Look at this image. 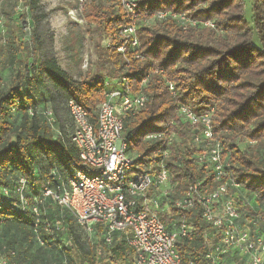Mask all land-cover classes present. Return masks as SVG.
<instances>
[{"label": "trees", "instance_id": "obj_1", "mask_svg": "<svg viewBox=\"0 0 264 264\" xmlns=\"http://www.w3.org/2000/svg\"><path fill=\"white\" fill-rule=\"evenodd\" d=\"M23 1L30 11L38 2ZM81 6L85 19L109 43L98 51L94 69L81 77L42 53L38 36L31 50L17 36L8 40V81L4 84L0 76V243L13 249L10 262L15 264H135L129 232L114 233L106 243L97 225L90 237L66 207L43 196V189L61 192L73 167H81L79 150L71 141L67 100L75 99L95 121L112 84L125 78L123 86L135 94L145 79L144 107L122 114L127 149L137 156L134 170L155 171L163 160L171 186L163 200L167 210L158 216L164 223L183 219L192 226V237L176 243L183 264H210L205 238L214 228L198 207L173 206L189 185L200 182L199 190L207 192L217 184L207 165L197 160L204 148L194 143L197 131L179 107L185 104L198 115L209 114L213 135L239 184L234 198L241 215L259 214L264 226V0H252L251 23L244 18V0H138L134 18L115 0ZM158 11L184 13L198 23L182 29L170 17L149 21ZM132 19L138 25V45L118 52L116 46L126 40L120 30ZM208 20L213 27L201 24ZM48 110L53 124L45 116ZM148 133L158 137L147 139ZM20 177L26 181L25 204L15 191ZM35 244L39 248L33 250ZM43 248L51 251V259Z\"/></svg>", "mask_w": 264, "mask_h": 264}, {"label": "built area", "instance_id": "obj_2", "mask_svg": "<svg viewBox=\"0 0 264 264\" xmlns=\"http://www.w3.org/2000/svg\"><path fill=\"white\" fill-rule=\"evenodd\" d=\"M73 1L82 5L91 0ZM115 2L125 13L133 18L136 16L138 0ZM167 17L174 19L182 29L198 23L184 13L172 11H158L149 21ZM201 24L214 26L209 20ZM137 28L135 19L122 27L120 34L126 40L116 46L118 52L124 53L128 45L131 48L138 45ZM122 80V84H112L105 94L95 121L75 99L67 100L66 108L72 122L71 141L79 150L81 167H73V174L61 192L55 193L44 187L43 196H50L58 205L66 207L76 224L90 237L97 225L103 229L106 243L112 241L114 233L129 232L127 241L133 249L135 264H183L176 243L180 238L192 237V226L183 219L164 223L158 216L167 209L163 200L168 198L170 172L162 159L155 171H135L137 156L128 151V141L123 134V112L137 111L145 105L147 95L142 87L146 80L141 82L135 94L123 86L125 78ZM168 90L174 93L171 83ZM179 112L197 131L193 141L204 148L197 160L207 165L217 184L207 192L199 190L200 182L191 184L173 201V206L181 210L198 207L202 219L214 228L205 238V258L210 264H264V226L260 225V215H241L234 198L239 184L233 179L230 163L213 135L209 114L198 115L185 104L180 105ZM45 116L53 124L51 111H46ZM145 137L156 139L158 134L148 133ZM166 153L164 151L162 156ZM18 183L15 191L25 204L24 177H20ZM8 193L3 190V194ZM32 211L37 214L36 205ZM38 243L42 244V241L38 239ZM14 253L12 248L0 243V264H10Z\"/></svg>", "mask_w": 264, "mask_h": 264}, {"label": "rangeland", "instance_id": "obj_3", "mask_svg": "<svg viewBox=\"0 0 264 264\" xmlns=\"http://www.w3.org/2000/svg\"><path fill=\"white\" fill-rule=\"evenodd\" d=\"M244 2V18L251 23L252 0ZM0 21V76L4 84L10 71L5 58L7 44L15 36L28 50L34 48L38 36L41 52L53 55L58 64L76 78L88 68L94 69L98 51L108 45V41L100 38L96 25L85 19L84 8L73 0H38L32 11L23 0H1ZM68 125L66 123L69 128ZM38 246L35 244L32 249ZM46 251V259H51V251ZM10 264L15 263L11 260Z\"/></svg>", "mask_w": 264, "mask_h": 264}, {"label": "crops", "instance_id": "obj_4", "mask_svg": "<svg viewBox=\"0 0 264 264\" xmlns=\"http://www.w3.org/2000/svg\"><path fill=\"white\" fill-rule=\"evenodd\" d=\"M167 210V209H166Z\"/></svg>", "mask_w": 264, "mask_h": 264}]
</instances>
